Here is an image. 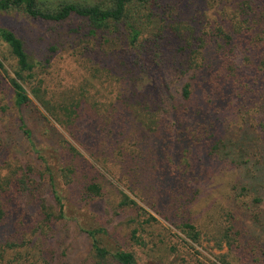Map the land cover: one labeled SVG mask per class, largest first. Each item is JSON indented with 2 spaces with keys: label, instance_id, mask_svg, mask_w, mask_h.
<instances>
[{
  "label": "trees",
  "instance_id": "1",
  "mask_svg": "<svg viewBox=\"0 0 264 264\" xmlns=\"http://www.w3.org/2000/svg\"><path fill=\"white\" fill-rule=\"evenodd\" d=\"M162 1L61 2L47 8L41 0H0V12L15 10L57 25L71 15L79 16L85 25L75 30L72 56L81 46L100 52L102 48L92 47L94 40L99 47L106 44L108 50L103 53L112 56L119 53L109 48L120 39L136 52L129 63L108 62L111 55H92L79 80L74 77L69 85L60 83L59 91L50 84L46 61L34 57L13 28L0 25V41L13 60L7 68L5 59H0L3 97L9 103L2 100V110L17 111L29 149L44 165L40 169L31 162L12 163L0 168V225L14 220L13 230L0 236V264H69L65 249L58 251L67 204L60 192L62 179L78 201L106 198L112 210L131 213L119 223L120 234L138 247L153 236L159 243L155 247L160 261L176 252L175 243L168 229L138 202L191 242L209 235L212 246H225L228 252L219 255L222 264H246L254 255L264 254L253 238L244 239L234 215L241 213L249 224L264 228V0H228L233 7L229 27L214 19L203 31L190 26L173 6L164 8L166 14L159 19L154 7ZM133 7L146 12L132 17ZM154 21L156 32L146 37ZM147 53L153 56L146 58ZM151 87L155 94L148 90ZM103 93L106 100L98 97ZM32 99L49 123L71 131L85 128L96 147L121 166L128 164L132 173L136 170L135 176L146 182L128 185L134 197L100 169L87 167L68 141L49 136L51 145L59 146L57 158L61 159L60 175L55 178L23 118L22 110ZM20 197L33 204L37 212L33 221L19 215L16 200ZM79 228L89 244L87 258L80 261L137 264L132 251L107 246L105 228ZM184 261L180 257L177 264H189Z\"/></svg>",
  "mask_w": 264,
  "mask_h": 264
},
{
  "label": "rangeland",
  "instance_id": "2",
  "mask_svg": "<svg viewBox=\"0 0 264 264\" xmlns=\"http://www.w3.org/2000/svg\"><path fill=\"white\" fill-rule=\"evenodd\" d=\"M46 3V7L51 8L57 6L61 2H75L80 5H92L99 4L105 5L107 0H41ZM105 3V4H104ZM179 8L183 19L190 23V26L198 27L203 31L206 24L212 22L214 19L219 21L225 29L229 27L228 18L231 16L232 2L228 0H170L169 3L162 1L158 3L157 7H154L159 14V19L166 12L164 8L171 7ZM144 9H138L133 7L131 10V16H143L146 11ZM158 19V20H159ZM140 21V20H139ZM144 19H141L143 22ZM0 25L5 27H11L15 32L24 39L31 54L37 59H41L42 62L46 61L44 66L45 71L49 74L50 84L57 85L60 91V83L62 85H69L72 83L73 78H80L84 66L91 64L90 57L92 55L105 56L111 55V59L108 62L117 61L120 59L125 63L131 62L134 54V50L129 49V45L126 40H116L114 47H110V50L117 51V55L106 54L103 51H107L106 44L101 47L98 46L97 40H94L93 48L101 49L97 54L94 53L91 48L81 46L76 49L75 55H71L73 49V41L76 36V28L85 25L82 19L77 15H71L68 19L60 22V24L51 23L49 21L35 20L23 12L10 11L8 13L0 12ZM155 21L152 23L150 30L145 31V36L149 37L150 33L156 32ZM155 27V28H154ZM97 39V38H96ZM51 47H55L51 50ZM209 50V49H208ZM153 52V51H152ZM121 55V57H120ZM152 53H147L146 58L152 57ZM120 57V58H119ZM0 59H5V66L8 68L9 63L13 62L7 52V48L0 41ZM8 59V61H7ZM169 59H166L164 63H169ZM12 64V63H11ZM171 68V65H166ZM149 69V70H153ZM11 72V69L9 67ZM161 75V73H159ZM0 82V138L2 140V148L0 149V168H5L8 164H25L31 162L36 168L43 169L44 165L42 161L36 158V154L32 153L29 149V145L26 141L25 135L19 128L17 121V111L5 108L2 110V100L5 104H8V99L3 97L4 87ZM170 89L175 90L176 85L174 82L169 83ZM50 88V87H49ZM50 88V89H52ZM150 92H156L153 87L148 89ZM31 96V95H30ZM112 94H108L107 97L112 98ZM102 100H106L104 93L98 96ZM32 98V96H31ZM33 100V99H32ZM34 103V104H33ZM26 108H23V118L26 123V127L30 129L32 133V140L35 143L36 149H39L48 163L54 169V176L59 177V166L61 165V159L57 158L58 148L56 145H51L49 136H54L58 142L60 139H65L71 144L85 159L84 164L90 167L93 165L96 169H100L101 173H104L110 182L122 191L129 194L132 198V194L128 190V185L138 187L140 181L146 182V180L137 178L135 176L136 170L132 173V169L128 164L121 166L116 162L115 158L111 157L109 153L101 148L96 147L93 137H90L89 131H83L85 128H75L74 130H67L62 128L55 122H48L43 118L40 112V108L36 102ZM7 109V110H6ZM48 120L52 121L50 116ZM48 139V140H47ZM172 143V142H171ZM60 144V143H59ZM173 144V143H172ZM119 145H116L118 147ZM162 147V145H161ZM160 148V147H159ZM161 149V148H160ZM168 153H172L170 145L167 150ZM168 157V156H167ZM103 167V168H102ZM109 169V170H108ZM61 180V179H60ZM60 182L61 195L66 202V216L60 223V249H65L66 263L69 264H88L85 261L89 252L88 239L85 232L79 228V225L83 227H103L108 232L106 238H103L107 246L110 248L122 247L130 250L134 253L137 264H177L180 262V257L186 259L184 263L189 264H222L219 260V255L227 253L226 247L217 249L212 246L211 242L207 241L208 236H201L197 242H191L186 238L181 231L172 224H169L166 220L156 215L149 206H146L143 202H138L141 206L148 209L157 220L168 229L170 234V240L175 243L174 254H170L168 257L162 258L160 261L157 253L156 243L157 239H153V236L146 237V244L143 246L132 245L123 233L120 234L119 223L128 218V212L124 210H112L108 202L105 199H89V200H76L74 190L70 186H66ZM152 182V181H150ZM48 192V190H47ZM213 192V191H212ZM214 193V192H213ZM217 193V190H215ZM136 201L137 199L134 198ZM149 201V200H147ZM16 204L20 210L19 215L33 221L36 218L37 212L35 211L33 204L26 201V197H20L16 200ZM228 206V203H225ZM237 219V227L241 226V235L245 240L253 238L254 246H261L264 249V228H258L247 222L245 216L241 213L235 214ZM12 219L5 225H0V236L3 238L9 231L13 230ZM78 224V225H77ZM157 257L155 258V255ZM161 256L162 254L159 253ZM197 259L198 261H194ZM166 261V262H165ZM175 261V262H174ZM257 261L264 262V254L254 255L251 261H246V264H258ZM54 263L57 261H53ZM264 264V263H263Z\"/></svg>",
  "mask_w": 264,
  "mask_h": 264
}]
</instances>
